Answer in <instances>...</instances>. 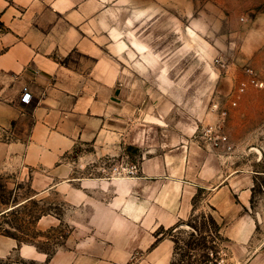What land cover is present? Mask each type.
Here are the masks:
<instances>
[{
	"label": "crops",
	"instance_id": "obj_1",
	"mask_svg": "<svg viewBox=\"0 0 264 264\" xmlns=\"http://www.w3.org/2000/svg\"><path fill=\"white\" fill-rule=\"evenodd\" d=\"M116 6V0H0V177L39 174L37 188L46 189L53 174L69 180L76 167L126 145L141 156L139 173L79 179L76 204L91 207L94 234L77 241L73 258L51 264H120L151 243L146 260L168 264L172 242L154 233L190 216L203 190L222 229L228 222L229 241L256 243L246 264H264L257 221L244 215L252 176L242 174L255 173L230 169L193 138L197 112L168 113L175 100L164 104L163 79L147 75L148 67L164 65L160 48L133 41ZM24 86L27 103L20 100ZM85 146L91 153L71 155ZM15 242L5 238L0 258L18 248Z\"/></svg>",
	"mask_w": 264,
	"mask_h": 264
},
{
	"label": "rangeland",
	"instance_id": "obj_2",
	"mask_svg": "<svg viewBox=\"0 0 264 264\" xmlns=\"http://www.w3.org/2000/svg\"><path fill=\"white\" fill-rule=\"evenodd\" d=\"M116 1L133 41L160 48L164 65L148 67L147 75L152 82L163 79L164 104L169 97L175 100L176 107L168 113L177 109L181 117L192 118L197 112L193 138L215 151L230 169L255 173L242 174L252 176L244 215L257 221L254 234L264 242V0ZM92 149L85 146L71 155L78 159ZM140 158L137 150L121 145L111 155L76 167L80 174H69V180L53 174L46 189L37 188L43 180L39 174H17L8 181L0 177V245L10 237L18 246L0 258V264H51L62 256L73 258L77 241L94 234L91 207L76 204L79 179L137 175ZM209 194L203 190L194 198L190 216L155 231L156 239L172 242L168 264L250 261L256 243L229 241L228 222L223 232L207 202ZM149 247L130 251L120 264H162L146 260Z\"/></svg>",
	"mask_w": 264,
	"mask_h": 264
},
{
	"label": "built area",
	"instance_id": "obj_3",
	"mask_svg": "<svg viewBox=\"0 0 264 264\" xmlns=\"http://www.w3.org/2000/svg\"><path fill=\"white\" fill-rule=\"evenodd\" d=\"M31 99V94L28 90V88L26 86H24L21 90V95H20V100L22 102H29V100Z\"/></svg>",
	"mask_w": 264,
	"mask_h": 264
}]
</instances>
